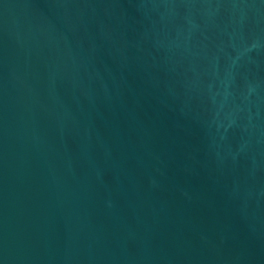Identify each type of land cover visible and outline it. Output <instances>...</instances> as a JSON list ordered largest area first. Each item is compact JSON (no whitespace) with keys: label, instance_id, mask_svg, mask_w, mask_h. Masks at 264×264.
<instances>
[{"label":"water","instance_id":"95a60500","mask_svg":"<svg viewBox=\"0 0 264 264\" xmlns=\"http://www.w3.org/2000/svg\"><path fill=\"white\" fill-rule=\"evenodd\" d=\"M0 264H264V0H0Z\"/></svg>","mask_w":264,"mask_h":264}]
</instances>
